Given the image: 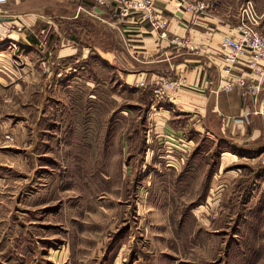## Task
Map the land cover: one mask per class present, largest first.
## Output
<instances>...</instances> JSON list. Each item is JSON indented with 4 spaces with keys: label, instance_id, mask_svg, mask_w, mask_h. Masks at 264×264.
Wrapping results in <instances>:
<instances>
[{
    "label": "rangeland",
    "instance_id": "obj_1",
    "mask_svg": "<svg viewBox=\"0 0 264 264\" xmlns=\"http://www.w3.org/2000/svg\"><path fill=\"white\" fill-rule=\"evenodd\" d=\"M79 17L75 55L61 32L29 46L35 76L0 83V264H264V148L194 127L169 145L116 33Z\"/></svg>",
    "mask_w": 264,
    "mask_h": 264
},
{
    "label": "crops",
    "instance_id": "obj_2",
    "mask_svg": "<svg viewBox=\"0 0 264 264\" xmlns=\"http://www.w3.org/2000/svg\"><path fill=\"white\" fill-rule=\"evenodd\" d=\"M107 1L106 5L88 0H5L0 3V29L5 32V40L16 45V48L0 45V83L21 84L25 83L22 74L35 76L40 61L29 59L30 47L32 54L36 50L43 54L56 52L54 46L64 38L61 32L69 37L57 47L62 45L59 54L75 55L76 43L69 39L73 40L71 34L79 33L76 19L79 15V18L91 16L99 20L106 31L115 32L119 49L132 57L124 59L127 70L132 73L123 72L120 76L124 84L143 82L140 90L149 91L150 97L152 94L153 120L149 124L157 133L171 134L194 127L213 134L218 140L231 139L232 143L247 149L264 148V84L258 83L254 92L237 86L229 91L224 89L229 79L223 71L220 42L223 36L238 33V10L230 6H238L244 0H201L213 3L212 9L201 15L178 8L174 0H156V7L169 19L165 38H160L139 14L118 16L116 1ZM49 23L54 26L53 37L40 51L30 40L34 41L33 36L37 37ZM62 23L73 29L70 34L60 29ZM112 51L103 52L111 54ZM44 56L41 64H44ZM242 69L235 68L231 76L239 75ZM161 80L181 81L170 99L154 96L156 83Z\"/></svg>",
    "mask_w": 264,
    "mask_h": 264
},
{
    "label": "built area",
    "instance_id": "obj_3",
    "mask_svg": "<svg viewBox=\"0 0 264 264\" xmlns=\"http://www.w3.org/2000/svg\"><path fill=\"white\" fill-rule=\"evenodd\" d=\"M5 0H0V3ZM98 5H106L107 0H91ZM116 13L120 17L139 14L150 28L157 31L160 38L167 36L169 19L162 9L156 7V0H115ZM176 6L194 15H201L213 7V3L201 0H174ZM252 0H244L238 12V33L225 35L220 42L223 71L229 79L224 85L226 91L234 86L246 88L249 91L257 90L258 83L264 84V33L260 29L261 18ZM5 32L0 29V43L8 42L12 48L15 43L5 40ZM235 68H243L239 75L232 77ZM257 82V83H256ZM142 84V83H141ZM181 86L180 80H161L153 90L158 99H170L173 92ZM167 139L172 147L181 149L182 136L171 133H159L158 137ZM178 141V144L172 142Z\"/></svg>",
    "mask_w": 264,
    "mask_h": 264
},
{
    "label": "trees",
    "instance_id": "obj_4",
    "mask_svg": "<svg viewBox=\"0 0 264 264\" xmlns=\"http://www.w3.org/2000/svg\"><path fill=\"white\" fill-rule=\"evenodd\" d=\"M88 1H91V0H88ZM93 2V1H92ZM94 3V2H93Z\"/></svg>",
    "mask_w": 264,
    "mask_h": 264
}]
</instances>
